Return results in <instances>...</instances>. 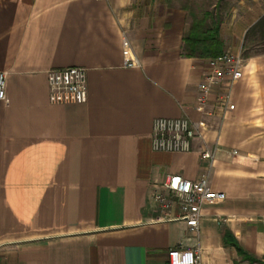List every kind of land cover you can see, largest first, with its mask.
I'll use <instances>...</instances> for the list:
<instances>
[{
  "label": "crops",
  "instance_id": "obj_1",
  "mask_svg": "<svg viewBox=\"0 0 264 264\" xmlns=\"http://www.w3.org/2000/svg\"><path fill=\"white\" fill-rule=\"evenodd\" d=\"M185 1L0 0V264H169L176 247L240 264L226 231L264 256V53L244 56L243 77L221 81L210 114L198 113L210 59L182 55L195 20ZM255 23L230 34L220 24L225 52L243 53ZM69 66L88 69V100L52 104L46 72ZM228 93L235 108L223 111ZM158 117L208 127L190 152L155 151ZM171 174L208 175L226 195L195 233L160 220L154 190Z\"/></svg>",
  "mask_w": 264,
  "mask_h": 264
},
{
  "label": "built area",
  "instance_id": "obj_2",
  "mask_svg": "<svg viewBox=\"0 0 264 264\" xmlns=\"http://www.w3.org/2000/svg\"><path fill=\"white\" fill-rule=\"evenodd\" d=\"M124 46L129 41L124 39ZM136 61L126 59V65L136 66ZM245 57L242 52L226 51L223 55L209 60L210 70L199 85V95L195 110L202 114H210L208 106L210 94L215 86L223 80L234 83L244 75ZM49 86V101L55 105H80L88 100V69L82 66L53 68L46 72ZM7 73L0 71V100L7 97ZM222 110L234 109L230 93L219 99ZM204 119L192 122L185 117H158L153 123L152 146L155 151L190 152L194 141L207 129ZM203 159H214V152H201ZM226 195L216 191L208 175L197 180H190L178 174L168 175L161 185H156L153 198L160 209V220L184 221L190 233L200 227L204 207L214 201L224 200ZM177 210L178 214H174ZM190 239V238H189ZM169 264H202L198 249L176 247L168 252Z\"/></svg>",
  "mask_w": 264,
  "mask_h": 264
},
{
  "label": "trees",
  "instance_id": "obj_3",
  "mask_svg": "<svg viewBox=\"0 0 264 264\" xmlns=\"http://www.w3.org/2000/svg\"><path fill=\"white\" fill-rule=\"evenodd\" d=\"M208 15L204 19H195L184 35V43L182 47V55L187 57L200 58H217L224 54V43L220 38V22H213L210 27H207ZM264 42V15L248 29L246 33L245 43L243 46L244 56H249L251 51H247V43L249 41ZM264 53V50H254V54ZM224 244L234 247L238 255L244 261L250 263L260 262V259L246 251L240 246L232 233L226 231L224 234Z\"/></svg>",
  "mask_w": 264,
  "mask_h": 264
},
{
  "label": "rangeland",
  "instance_id": "obj_4",
  "mask_svg": "<svg viewBox=\"0 0 264 264\" xmlns=\"http://www.w3.org/2000/svg\"><path fill=\"white\" fill-rule=\"evenodd\" d=\"M191 4L192 19H204L208 15L207 27L220 22L227 34L242 33L264 15V0H191ZM254 50H264V42L249 41L247 51L253 54ZM258 258L260 262L241 261L240 264H264V256Z\"/></svg>",
  "mask_w": 264,
  "mask_h": 264
}]
</instances>
